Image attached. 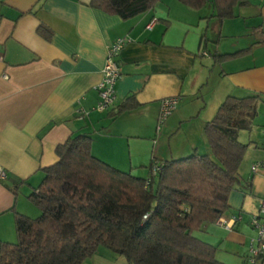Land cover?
Here are the masks:
<instances>
[{
	"label": "crops",
	"instance_id": "0c3cea01",
	"mask_svg": "<svg viewBox=\"0 0 264 264\" xmlns=\"http://www.w3.org/2000/svg\"><path fill=\"white\" fill-rule=\"evenodd\" d=\"M90 1L0 0V166L6 172L0 178V249L17 242L16 213H36L28 196L44 170L58 162L57 146L70 137L88 135L96 158L136 177L146 168L149 176L153 161L207 152L205 125L226 98L255 94L257 115L251 130L240 133L249 147L230 210L196 233L216 248L219 262L248 264L258 236L251 218L264 200V174L251 173L264 160V0H245L249 5L238 6L235 17L222 23L211 4L194 11L161 0L123 21L90 7ZM40 25L53 32L50 40L37 33ZM117 39L129 40L117 58V103L98 111V86ZM244 50L245 56L217 60ZM175 96L176 111L155 133L161 101ZM130 97L137 108L118 115ZM181 131L186 138L177 141Z\"/></svg>",
	"mask_w": 264,
	"mask_h": 264
},
{
	"label": "trees",
	"instance_id": "16d2710c",
	"mask_svg": "<svg viewBox=\"0 0 264 264\" xmlns=\"http://www.w3.org/2000/svg\"><path fill=\"white\" fill-rule=\"evenodd\" d=\"M177 1L194 11L211 4L221 23L234 18L238 6L249 5L245 0ZM160 2L91 0L89 6L128 21ZM37 33L47 40L53 36L45 25ZM257 103L255 94L227 97L205 125L208 151L153 161L147 178L96 158L90 136L70 137L57 146L58 162L44 170L43 181L28 196L41 215L33 219L16 213L17 242L1 245L0 264H83L101 247L126 257L128 264H223L216 259V248L196 233L230 210L229 197L249 147L240 133L251 130ZM137 106L130 97L118 115Z\"/></svg>",
	"mask_w": 264,
	"mask_h": 264
},
{
	"label": "built area",
	"instance_id": "2783aa9c",
	"mask_svg": "<svg viewBox=\"0 0 264 264\" xmlns=\"http://www.w3.org/2000/svg\"><path fill=\"white\" fill-rule=\"evenodd\" d=\"M156 22V19L152 20L147 28L152 29ZM128 42V39H117L108 49V58L103 69L102 81L98 86L100 93L98 111H106L117 103L115 86L122 75L121 66L117 58ZM5 79H7L6 76ZM179 102L180 98L177 96L167 97L161 101L157 131H160L161 126L175 112ZM251 173L253 175L264 174V160L254 163L251 166ZM0 178H6V172L1 166ZM221 224L224 225L225 222H221ZM251 225L257 231L258 236L255 245L251 247L248 264H264V200L259 202L258 213L251 218ZM225 227L230 229L229 225H225Z\"/></svg>",
	"mask_w": 264,
	"mask_h": 264
},
{
	"label": "rangeland",
	"instance_id": "374dc122",
	"mask_svg": "<svg viewBox=\"0 0 264 264\" xmlns=\"http://www.w3.org/2000/svg\"><path fill=\"white\" fill-rule=\"evenodd\" d=\"M210 49L214 50V46L210 45ZM204 54L207 55L208 53L207 52H202V53H200V56H203ZM158 120H159V116L157 118V125H158ZM165 123L161 126L160 131H157V129H156L155 133H160V132L162 133L161 130H163V127H164ZM244 132H241V134H244ZM248 136H252L251 132L248 133ZM185 138H186V136L182 132V133L177 135L176 140L177 141H180V140L183 141ZM167 143L168 142H166V146L165 147L168 150ZM207 149H208V147H207ZM138 175H140L141 178H146L148 176L147 169L146 168L145 169H139ZM32 208H34L36 213H34V216H29V217L35 219V218H37V217H39L41 215V211L37 207L33 206ZM83 264H128V260L124 256L114 254L110 250H108V249H106L104 247H101L99 249V251L94 256H92L91 258L87 259Z\"/></svg>",
	"mask_w": 264,
	"mask_h": 264
}]
</instances>
